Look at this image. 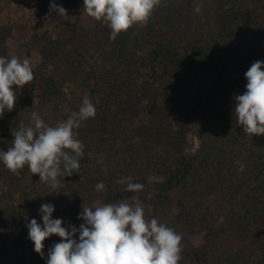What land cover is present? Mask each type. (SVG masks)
<instances>
[{
	"label": "trees",
	"instance_id": "16d2710c",
	"mask_svg": "<svg viewBox=\"0 0 264 264\" xmlns=\"http://www.w3.org/2000/svg\"><path fill=\"white\" fill-rule=\"evenodd\" d=\"M71 1L46 0L33 17L34 29L55 22L68 36L42 34L33 81L15 89L14 109L0 116V150L11 146L12 130L31 124L32 112L55 126L78 111L88 94L96 115L74 130L84 155L79 173L58 177L59 188L40 182L27 166L16 176L0 162L7 199L0 208V253L13 257L21 242L31 241L24 211L36 207L42 187L55 194L54 217L69 230L84 223L78 218L82 206L132 200L153 188L151 208L142 205L145 218L182 236L179 264H264V135L250 137L234 116V98L246 91L245 73L264 61V0H162L146 26L134 25L114 41L107 24L94 18L82 23L83 0ZM51 3L68 6L75 19L50 10ZM16 27L0 21V57L9 58L7 40ZM179 75H208L210 83L193 91L174 127L167 104ZM143 112L144 121L133 125ZM99 182L106 186L102 192L95 190ZM128 183L144 188L126 192ZM176 188L193 200L194 211L163 209ZM219 217L221 227L214 223ZM196 233L203 236L198 249L190 243ZM43 262L34 251L29 264Z\"/></svg>",
	"mask_w": 264,
	"mask_h": 264
},
{
	"label": "clouds",
	"instance_id": "9594fccd",
	"mask_svg": "<svg viewBox=\"0 0 264 264\" xmlns=\"http://www.w3.org/2000/svg\"><path fill=\"white\" fill-rule=\"evenodd\" d=\"M162 0H83L85 13L111 29L110 39L127 32L134 25L146 26ZM50 10L67 15V10L55 3ZM202 4H197L199 13ZM264 61L253 62L245 73L246 91L235 96L236 125L252 136L264 135ZM34 79L31 61L18 57H0V116L15 107V89ZM96 107L85 94L78 111L55 126L44 122L36 112L31 113V124H21L12 130L14 140L7 151L0 150V162L14 175L27 166L40 182L56 189L62 186L58 177L79 173V159L84 155V144L77 138L83 121L94 118ZM105 184L95 185L97 192ZM141 183H128L124 191L140 192ZM54 206L44 203L39 209L42 225L36 219L26 224L28 238L34 251L44 257V241L52 235L61 238L48 250L47 264H179L182 259V236L158 219L145 218L139 198L129 201L104 203L95 208L82 206L78 218L84 223L79 228H65L60 218L53 219ZM79 233V238L74 239Z\"/></svg>",
	"mask_w": 264,
	"mask_h": 264
},
{
	"label": "rangeland",
	"instance_id": "374dc122",
	"mask_svg": "<svg viewBox=\"0 0 264 264\" xmlns=\"http://www.w3.org/2000/svg\"><path fill=\"white\" fill-rule=\"evenodd\" d=\"M46 0H0V21H12L17 23V27L12 31L11 35L7 40L9 59L13 56L18 57L21 61L24 58H28L31 61L32 68L36 67L42 59V47L44 45V39L42 34L50 35L56 39H66L68 32L64 27L58 25L55 22H48L47 24L39 27L37 30L34 29V15L41 8L42 2ZM54 1V0H52ZM73 1V0H72ZM71 1V2H72ZM82 3V0H79ZM68 6L65 7L67 10V15L64 17L74 20L75 17L71 15L68 11ZM82 23L89 24L92 18L87 14L82 17ZM69 47V46H68ZM264 70V69H262ZM232 74V73H231ZM210 83V77L200 76V77H189L185 75H179L174 78V89L168 95V107L173 110L172 114V125L177 127L181 124L183 120L184 109L187 106V101L193 91L198 88H205ZM31 122V114L28 116ZM144 112L135 118L132 122L133 125L138 124L141 120L144 121ZM189 144L193 145L195 148L197 144L196 133H191L189 136ZM150 181H155L157 178L155 176H150ZM38 192L35 197L36 207L32 208V211H24V215L31 219H36L38 223L42 225V217L39 214V209L42 204L50 203L54 206V212L52 218L57 210V200H54L55 194L51 191L43 189ZM155 189H151L145 193H139L134 196L139 198L142 205H146L151 208L150 200L154 198ZM171 201L170 203L163 204V209L171 213H179L181 211H194L195 204L192 199H190L184 192L182 188H176L170 192ZM5 192L0 188V208L6 201ZM124 200V201H130ZM16 202H19L17 200ZM99 206L97 202L91 205L92 208ZM222 218L214 219L216 226L221 227ZM202 233L192 234L190 236V243L195 249L201 247L203 243ZM58 236L52 235L44 241V262L42 264H47L48 250L52 247L54 243H58ZM34 252V244L32 241H23L16 248L13 257L8 255V252L0 253V264H14L15 261H24V264H29L32 253ZM38 254V253H37ZM40 257L41 255L38 254Z\"/></svg>",
	"mask_w": 264,
	"mask_h": 264
}]
</instances>
